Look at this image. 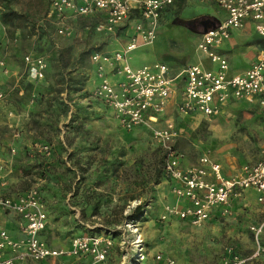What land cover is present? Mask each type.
Listing matches in <instances>:
<instances>
[{
  "label": "rangeland",
  "instance_id": "obj_1",
  "mask_svg": "<svg viewBox=\"0 0 264 264\" xmlns=\"http://www.w3.org/2000/svg\"><path fill=\"white\" fill-rule=\"evenodd\" d=\"M49 4L0 0V61L8 70L0 71V190H17L25 181L41 187L56 204L46 235L59 245L80 234L73 218L82 214L92 229L100 228L98 235L110 237V264L134 262L139 251L146 255L143 264H151L156 252L175 264H221L234 253L244 264H264V205L252 191L233 196L201 226L174 215L162 218L165 206L182 204L173 192L176 182L157 174L162 152L155 146L165 153L163 145L146 126L132 133L116 127L88 96L98 82L87 73L88 55L120 47V38L97 19H66L68 33L59 34L48 24ZM184 7L170 12L153 44L128 54L131 67L160 61L164 52L177 59L165 61L171 67L213 65L197 49L198 32L180 22L203 14L223 20L225 12L209 1L189 0ZM242 36L259 43L254 35ZM27 53L46 63L41 83L28 79ZM173 106L164 115L175 129L168 144L183 155L184 166L206 156L230 176L261 158L264 100L233 103L216 118L180 115ZM64 202H70L69 212L63 213ZM139 204L141 212L134 214ZM255 225H262L257 241Z\"/></svg>",
  "mask_w": 264,
  "mask_h": 264
},
{
  "label": "built area",
  "instance_id": "obj_2",
  "mask_svg": "<svg viewBox=\"0 0 264 264\" xmlns=\"http://www.w3.org/2000/svg\"><path fill=\"white\" fill-rule=\"evenodd\" d=\"M176 0H50L49 16L54 17L59 34H66V19L93 17L100 20L106 33L121 40L120 47L107 52L93 51L89 60L97 84L92 95L103 100L114 112L121 127L131 130L146 126L164 147V174L176 182L173 192L182 204L167 205L162 218L174 215L193 226H201L214 207L223 208L230 199L242 191L252 189L256 200L264 205V142L261 158L241 166L231 176L222 174L220 165L206 156L199 164L184 166L183 155L168 144L175 135L173 122L164 119L173 101V109L180 115L198 114L215 118L224 108L238 100H264V50L243 73L228 75V61L217 50L230 37L231 30L242 29L251 23L256 34L264 39V0H200L218 5L225 18L215 27L198 32L197 49L205 54L216 69L200 63H189L173 74L161 58L149 65L133 68L128 54L151 45L156 39L162 14ZM32 79H41L46 63L42 57L27 53L23 56ZM0 71L8 70L0 61ZM180 85H183L179 90ZM1 95V94H0ZM0 210L17 215L23 220L20 227L24 237L10 238L0 231V264H44L48 258L62 256L89 257L87 264H108L112 250L110 237L83 233L70 240L67 248L52 247L43 239L47 214L36 186L24 192L7 194L0 192ZM261 226H251L256 241ZM259 250L254 255H257ZM134 262L143 264L146 255L142 251ZM151 264H175L160 252L152 254ZM236 253L221 264H244Z\"/></svg>",
  "mask_w": 264,
  "mask_h": 264
},
{
  "label": "crops",
  "instance_id": "obj_3",
  "mask_svg": "<svg viewBox=\"0 0 264 264\" xmlns=\"http://www.w3.org/2000/svg\"><path fill=\"white\" fill-rule=\"evenodd\" d=\"M188 1L189 0H176L174 2V4L172 6H170L162 14V16L160 18V24L163 23V21L170 16V12L178 10V8H180V7L186 6ZM200 17L209 18V17H214V16L203 14ZM160 24H159V26H160ZM246 33H249L250 35H254V37L259 41V43L257 42V43L251 44V40H250V42H247L246 40H244L242 34H246ZM198 39H199V37H198ZM263 50H264V39L259 37L256 34V32L253 30V26L251 23H247L245 25V27L242 29L231 30L230 37L227 40L223 41V43L219 46L217 51L227 59V61H228L227 74L232 75V74H237V73H243L245 70H247L250 67V65L256 61L258 55ZM168 54H170V53H167V52L162 53L161 58H163L164 56H167ZM187 64H189V63L187 62L185 65H187ZM185 65H183V66L177 65L174 67H171V66H169V67L171 69V72L173 74H176V73L180 72ZM208 68L216 69L217 65L216 64L211 65L210 67L208 66ZM182 87H183V85H180L179 90H181ZM172 104H173V101H172ZM227 106H229V105H227ZM194 116H198V114H194ZM221 171H222V169H221ZM222 174L226 177L229 176V175L225 174L223 171H222ZM3 189L4 188H1V190H0L1 193L4 192V191H2ZM246 191H252L255 194V198H256V192L254 190L247 189V190L242 191L241 193L246 192ZM220 208H221L220 206L214 207L212 212H211L210 218L206 222H208L209 220H211L212 218L217 216L218 210H220ZM22 223H23V220L20 219L17 215H14L12 213H7L5 211L0 210V231H3V230L6 231L7 234L10 236V238L18 240V239H21L24 237V235L20 229ZM49 245H51L52 247L67 248L70 245V241L67 245H59L56 242H54L53 240L49 239ZM89 259L90 258L87 256L80 257V258L71 257V256H62V257H58V258H48L44 262V264H87ZM108 264H110V263H108ZM116 264H121V262H117Z\"/></svg>",
  "mask_w": 264,
  "mask_h": 264
},
{
  "label": "trees",
  "instance_id": "obj_4",
  "mask_svg": "<svg viewBox=\"0 0 264 264\" xmlns=\"http://www.w3.org/2000/svg\"><path fill=\"white\" fill-rule=\"evenodd\" d=\"M49 9H50V4H49ZM14 13L15 12H13V11H11L9 13H5L4 14L5 18H3V20H8L10 18V16L13 15ZM203 18H207V17H202V19ZM77 19L86 20V19H95V18H93V17H82V18H76V20ZM48 24L50 26H52L53 29L56 31V24H55V21H54V17L52 15L48 16ZM197 28H200V27H197ZM90 54L88 55V59L90 57ZM35 55H38V54H35ZM88 69H89V67H88ZM93 70H94L93 65H90V69L88 70L87 73H89V72L91 73V71L93 72ZM45 72H46V69L44 70V75H43V77L41 79H30V78H28V79L32 83H36V84L41 83L42 81H44ZM86 75H89V74H86ZM88 96L92 100V102L95 105L96 109H98V114H101V115L104 114L105 116H107L112 121V123H114V125L116 127L120 128L121 130H123L125 132L131 131V133H132L135 130L144 128L142 126L135 127V128H133L131 130H127V129L122 128L120 126V124L118 123V121H117L112 109L103 100L94 97L91 92H88ZM257 100H262V99L258 98ZM240 102H246V101L245 100H238L236 102H231L228 105H231L233 103H240ZM146 131L148 132L146 134V137H148L150 140H153V138L151 136V132L149 130H146ZM18 134H19V136L17 138L19 140L23 139L20 136V131H18ZM155 147H156V149H158V150H160L162 152L160 162L158 163V166L156 168L157 174H159L161 178H165L166 176L164 174V161H165V156L166 155L162 151V148H161L160 145L156 144ZM30 187L31 186H29V183L27 181H25L24 184L20 188H18L17 190L11 191V190L7 189L4 192H6L7 194L14 193V192H24L25 190H27ZM36 187H37V190H38V194H39L41 203H42V205L44 207V210H45V212L47 214V223H46V227L42 231V236H43V239L47 242V244H49V238L47 237L46 232L48 230V225H49V222H50L49 218L50 217L53 218L52 213L54 212V205H56V204L51 202V200L46 196V193L44 191H42L41 187H39V186H36ZM61 204H62V206L64 208V210H63L64 212L63 213L69 212L70 202H67V203L64 202V203H61ZM141 207H142V204L137 205L134 208V214L141 212ZM128 217L129 218L132 217L131 219H133V216H131V214ZM73 219H74V222H75L76 226L80 229V234H83V233H81V231H84V232L89 233V234L98 235L99 234L98 232L101 231V230H99L100 228H97V227L92 229L91 228V224H90L92 222L88 221L87 218H84V216H82V214H81V216L79 215L78 217H74ZM80 234H78V235H80Z\"/></svg>",
  "mask_w": 264,
  "mask_h": 264
},
{
  "label": "water",
  "instance_id": "obj_5",
  "mask_svg": "<svg viewBox=\"0 0 264 264\" xmlns=\"http://www.w3.org/2000/svg\"><path fill=\"white\" fill-rule=\"evenodd\" d=\"M216 18L215 17H209V18H203L202 17H195L189 20H181V24L188 27L189 29L193 30L194 32H200V31H206L209 28H213L216 25ZM196 23H198L201 26V30L197 31L195 28ZM164 61H177V59L175 57L172 56H164L162 58Z\"/></svg>",
  "mask_w": 264,
  "mask_h": 264
},
{
  "label": "flooded vegetation",
  "instance_id": "obj_6",
  "mask_svg": "<svg viewBox=\"0 0 264 264\" xmlns=\"http://www.w3.org/2000/svg\"><path fill=\"white\" fill-rule=\"evenodd\" d=\"M197 27H200V25L198 23H196V25H195V28H197Z\"/></svg>",
  "mask_w": 264,
  "mask_h": 264
}]
</instances>
